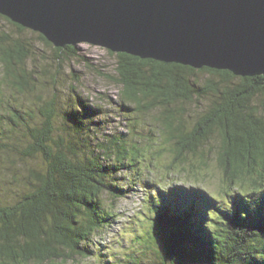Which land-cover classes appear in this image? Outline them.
I'll list each match as a JSON object with an SVG mask.
<instances>
[{"label": "trees", "instance_id": "obj_1", "mask_svg": "<svg viewBox=\"0 0 264 264\" xmlns=\"http://www.w3.org/2000/svg\"><path fill=\"white\" fill-rule=\"evenodd\" d=\"M0 16L20 33L0 30V151L11 156L8 160L17 155L22 160L10 172L23 189L10 201L0 200V264L101 257V240L119 218L117 205L137 187L149 188L147 242L157 234L161 245L159 250L155 240L159 261L153 264H264L263 75L242 77L117 53L120 106L158 112L156 124L177 165L209 167V143L220 139L214 153L225 181L220 192L159 184L150 178L160 168L152 161L155 129L145 133L133 124L127 132L108 133L101 108L75 86L60 100L59 71L46 83L48 96L38 95L35 109L1 95L3 85L36 95L40 78L29 67L34 51L23 37L28 28ZM53 48L59 68L78 55L77 46ZM201 74L208 75L203 82ZM198 104L205 107L192 125L187 106Z\"/></svg>", "mask_w": 264, "mask_h": 264}, {"label": "water", "instance_id": "obj_2", "mask_svg": "<svg viewBox=\"0 0 264 264\" xmlns=\"http://www.w3.org/2000/svg\"><path fill=\"white\" fill-rule=\"evenodd\" d=\"M0 14L55 47L264 76V0H0Z\"/></svg>", "mask_w": 264, "mask_h": 264}, {"label": "rangeland", "instance_id": "obj_3", "mask_svg": "<svg viewBox=\"0 0 264 264\" xmlns=\"http://www.w3.org/2000/svg\"><path fill=\"white\" fill-rule=\"evenodd\" d=\"M2 29L15 36L20 34L15 25L0 16V30ZM38 33L31 29L23 33V37L34 51L29 67L35 68L40 78V82L36 87L37 94L31 95L25 93L21 95L12 88L3 85L4 91L2 90L1 95L4 98L10 97L13 103L21 105L20 108L35 109L39 103L38 95L48 96V90L45 87L46 83L51 84L52 74L59 71L57 77L61 84L58 85L60 100L69 95L71 87L75 86L77 91L87 97L91 104L101 108L102 115L99 118L104 119L105 122L102 126L106 128L108 133L117 131L127 132L128 129H132L133 124H137V127L145 133L149 127L155 129V135L152 136L154 140H157V143L156 150H154V154L152 155V161L158 164L160 168L150 175L151 180L154 182L157 180L159 184H168V186L175 185V187H179L185 185L189 187H202L213 192L221 191L222 187L225 186L224 175L214 155L220 145L218 137H213L209 143V146L213 145L209 167L202 168L201 163H196L194 167L190 163H186L185 165L180 163L177 165L173 160V154L170 153L171 151L169 152L172 146L165 143V135L160 134L158 124H156L158 112L154 111L150 114L135 113L133 109L126 111L120 106L122 102L119 95L120 88L115 81L118 78L116 73L118 56L116 52L84 42L76 45L78 55L68 59L66 62L64 61L62 67L59 68L55 62L57 53L53 48L55 46L53 44L52 46L45 44L38 37ZM1 71L2 66L0 64ZM201 75H203L202 77L200 76L203 82L208 75ZM203 107L205 106H200V104L198 106H187L189 123L193 125L196 113ZM105 116L106 118H104ZM9 157L11 156L8 153L0 151V200L3 201L7 199L9 201L12 200L11 195H15L16 197V194L23 190L22 186L21 189L17 188L16 183L13 181L15 172L12 174L10 172L14 162L20 167L22 160L18 155L14 157L16 161L8 160ZM171 166H175L176 169H171ZM18 173L21 177L25 175L23 171H18ZM147 190L149 188L145 190L143 187H137L135 193L119 202L117 205L118 221L109 231L106 238L101 240L103 243L99 251L101 257L78 258L64 264H102L103 261L107 264H134L136 261H139L141 264L157 263L159 256L153 245L156 240L159 250L161 249L157 234H153V243L147 242V233L151 231L149 220L144 213V198ZM151 249L153 250L152 252ZM143 252H146V254H143Z\"/></svg>", "mask_w": 264, "mask_h": 264}]
</instances>
